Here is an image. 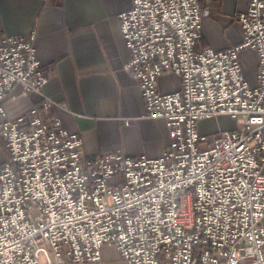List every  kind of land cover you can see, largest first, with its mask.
<instances>
[{
    "label": "built area",
    "instance_id": "obj_1",
    "mask_svg": "<svg viewBox=\"0 0 264 264\" xmlns=\"http://www.w3.org/2000/svg\"><path fill=\"white\" fill-rule=\"evenodd\" d=\"M209 8L132 0L120 12L144 115L169 129L156 157L87 154L43 93L36 32L4 34L0 16V264L99 262L104 246L127 264H264V0L238 14L244 39L228 49L198 48ZM245 47L258 55L257 84L242 67ZM170 72L182 86L165 92ZM16 85L43 98L8 118ZM220 115L236 126L201 131Z\"/></svg>",
    "mask_w": 264,
    "mask_h": 264
},
{
    "label": "crops",
    "instance_id": "obj_2",
    "mask_svg": "<svg viewBox=\"0 0 264 264\" xmlns=\"http://www.w3.org/2000/svg\"><path fill=\"white\" fill-rule=\"evenodd\" d=\"M249 3L210 0L198 48L228 49L243 42V25L237 16ZM131 5L132 0H0L4 34L36 32L38 54L48 74L43 93L60 104L57 111L65 127L82 136L87 154L119 150L156 157L170 142L166 121L144 115L141 88L125 69L130 50L124 41L120 12ZM240 53L249 80L257 84V53L249 47ZM159 85L165 92L182 86L174 72L163 74ZM42 98L40 92L17 85L4 100L6 116L23 114ZM231 119L220 115L201 123ZM7 157L0 142V163ZM102 249L99 263L73 264H127L117 248Z\"/></svg>",
    "mask_w": 264,
    "mask_h": 264
},
{
    "label": "rangeland",
    "instance_id": "obj_3",
    "mask_svg": "<svg viewBox=\"0 0 264 264\" xmlns=\"http://www.w3.org/2000/svg\"><path fill=\"white\" fill-rule=\"evenodd\" d=\"M37 104L38 103H36L35 105H37ZM236 123H237L236 120L233 119V118L231 119V121H221V120H218V121H216V123L215 122H212V121H208V122L201 123V128H202V131H204L206 133H214L217 130L232 128L233 126L235 127L236 126ZM209 137H211V136H209ZM0 142L2 143L1 140H0ZM2 145L4 147V144L3 143H2ZM99 262H92V263H99Z\"/></svg>",
    "mask_w": 264,
    "mask_h": 264
}]
</instances>
